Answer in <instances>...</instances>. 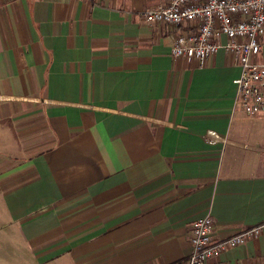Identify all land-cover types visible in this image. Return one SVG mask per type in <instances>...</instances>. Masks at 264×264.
<instances>
[{"label":"crops","instance_id":"1","mask_svg":"<svg viewBox=\"0 0 264 264\" xmlns=\"http://www.w3.org/2000/svg\"><path fill=\"white\" fill-rule=\"evenodd\" d=\"M169 1L0 0V264H189L195 220L264 226V114L233 121L225 48L171 56ZM209 264H264V227Z\"/></svg>","mask_w":264,"mask_h":264},{"label":"built area","instance_id":"2","mask_svg":"<svg viewBox=\"0 0 264 264\" xmlns=\"http://www.w3.org/2000/svg\"><path fill=\"white\" fill-rule=\"evenodd\" d=\"M143 16L152 24L160 22L181 29L171 48L173 58L196 59L203 66L220 48H225L233 64L240 68L235 80L233 121L243 124L264 114V62L257 61L264 39V0H170L146 10ZM222 37L226 38L225 44L220 42ZM202 139L210 144L223 141L211 130L205 131ZM189 227V264H209L215 255L259 236L264 226L224 239L216 236L210 215Z\"/></svg>","mask_w":264,"mask_h":264}]
</instances>
